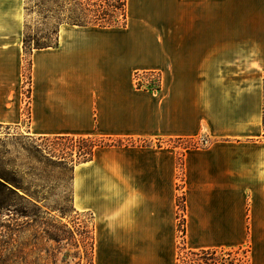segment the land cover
Listing matches in <instances>:
<instances>
[{"label":"crops","instance_id":"0c3cea01","mask_svg":"<svg viewBox=\"0 0 264 264\" xmlns=\"http://www.w3.org/2000/svg\"><path fill=\"white\" fill-rule=\"evenodd\" d=\"M25 32L23 0H0V125L125 141L72 167L93 264H182V194L188 250L264 264V0H128L125 26L62 23L31 51L29 97Z\"/></svg>","mask_w":264,"mask_h":264},{"label":"rangeland","instance_id":"374dc122","mask_svg":"<svg viewBox=\"0 0 264 264\" xmlns=\"http://www.w3.org/2000/svg\"><path fill=\"white\" fill-rule=\"evenodd\" d=\"M71 5L70 0H23L28 47L54 43L60 24L73 22ZM25 64L27 94L30 72ZM89 145V141H56L32 136L21 126L0 125V173L21 185L25 194L21 202L8 199L0 206V264H92V218L73 207L71 185L72 167L85 158L82 153ZM236 257L243 262L242 255Z\"/></svg>","mask_w":264,"mask_h":264},{"label":"trees","instance_id":"16d2710c","mask_svg":"<svg viewBox=\"0 0 264 264\" xmlns=\"http://www.w3.org/2000/svg\"><path fill=\"white\" fill-rule=\"evenodd\" d=\"M72 3L69 11L71 12L69 17L73 19L72 24L78 25H99V26H125L127 23V5L128 0H70ZM81 21V22H79ZM26 37V36H25ZM57 39V37H56ZM56 43V41L54 42ZM54 43L36 45L33 47H28L26 38L24 39V49L26 62L29 64V89L28 97L31 92V51L34 47H42L52 45ZM27 72V67L25 64L24 75ZM141 87V83L138 84ZM161 86V76L159 82L151 87L150 89H158ZM44 138H52L56 141H74V140H84L89 141V149H84L82 154H85V159L92 157L95 147L97 146H109V145H123L125 141L121 138L115 139L112 137H83V136H72V135H54V136H40ZM192 140V139H180V141ZM126 143H132L128 141ZM144 144L146 142H143ZM196 143L186 144V146H196ZM22 186L19 185L16 181L11 179L7 175L0 173V206H3L5 201L10 199L14 202H21L25 200V194L20 190ZM178 205L180 209V222L179 227L182 232L181 238V252L179 254V260L182 264H242L241 260H238L236 257V250L232 249H201V250H188L184 244V234H185V218L183 212L185 209V196L184 194L179 196ZM19 217L24 216L23 213L18 214ZM16 220V218H15ZM15 225H19L15 221ZM14 239V238H13ZM185 252H187L185 254ZM190 255L192 257L190 258ZM93 264V259H92Z\"/></svg>","mask_w":264,"mask_h":264},{"label":"built area","instance_id":"2783aa9c","mask_svg":"<svg viewBox=\"0 0 264 264\" xmlns=\"http://www.w3.org/2000/svg\"><path fill=\"white\" fill-rule=\"evenodd\" d=\"M158 79H160V73H158L157 71H144L142 73H138L136 76L137 84L141 83V87H147V88L150 86L149 84H152L154 81H158ZM155 84L156 83H154V85ZM236 254L242 255L243 259H246L247 249L246 248L239 249L236 251Z\"/></svg>","mask_w":264,"mask_h":264}]
</instances>
